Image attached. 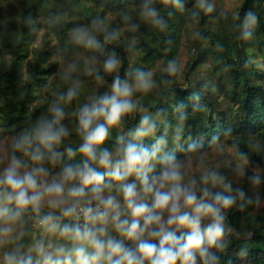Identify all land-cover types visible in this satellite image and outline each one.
Here are the masks:
<instances>
[{"label":"clouds","instance_id":"clouds-1","mask_svg":"<svg viewBox=\"0 0 264 264\" xmlns=\"http://www.w3.org/2000/svg\"><path fill=\"white\" fill-rule=\"evenodd\" d=\"M161 3L184 9L182 0ZM195 6L205 14L214 10L207 0H196ZM141 16L161 31L167 27L151 0H145ZM256 22L254 13L245 15L243 39L251 37ZM101 34L103 43L98 39ZM120 34L115 29L109 32L104 21L96 18L89 28L74 29L72 39L89 51L103 53L104 44ZM98 62L95 56L88 61L89 65ZM101 66L105 74L117 73L121 61L112 52ZM70 68L74 70L75 65ZM176 70L175 63L169 62V74ZM87 74L103 82L99 69L89 67ZM124 77L113 76L109 92L73 113L81 141L77 147L58 150L70 135L63 123V105L79 95L78 82L60 94L30 129L14 138L0 171L3 264H197V257L202 264H219L210 249L224 247L225 211L237 200L243 201L245 193L236 189L233 195L231 184L219 171L204 168L202 155L196 167L203 170L197 179L191 174V156L180 159L175 150L164 151L167 142L163 136L156 137L157 124L149 114L140 116L128 137H116L114 150L102 147L110 129L120 126L133 112L146 111L133 100L134 93H147L154 86L150 71L125 70ZM149 137L155 140L151 147L144 143ZM176 139H180L179 132ZM217 140L214 136L211 143ZM200 147L192 142L182 150L196 153ZM77 156L79 162H75ZM240 158L244 159L243 154ZM250 180L259 183L260 177L253 175ZM45 207L49 211L41 215ZM28 213L34 214L36 224L49 237L67 244L39 240L25 251L16 241L23 236ZM205 220L209 222L202 226Z\"/></svg>","mask_w":264,"mask_h":264},{"label":"rangeland","instance_id":"rangeland-1","mask_svg":"<svg viewBox=\"0 0 264 264\" xmlns=\"http://www.w3.org/2000/svg\"><path fill=\"white\" fill-rule=\"evenodd\" d=\"M207 2L214 6L213 12L209 14H205L195 6L196 0H188L186 4L188 15L177 22L179 73L170 85L193 92L194 100L191 106L195 107V111L205 115L207 120L221 124V132L211 137L186 129L181 119L182 114L177 121L176 116L168 110L158 112L150 108L151 104H156L162 90L161 76L167 70L168 63L164 57H148L142 49L131 48L140 43L141 39L151 44L155 43L152 32L157 31L158 27L141 16L145 0H125L124 2L120 0H0V65L2 61L4 65L12 63L13 53L6 38L13 40L14 35L21 36L25 17H28L30 23L36 21L38 23L36 34L28 46L27 56L22 64V79L25 81L28 78L30 64L37 60L38 53L42 49L47 50L44 65H54L55 71L45 74V78L35 87L34 92L37 96L30 103V108L42 107L41 114H47L49 106L57 101L58 96L66 93L68 88L77 86L78 82L79 95L70 103L63 105L66 113L63 123L69 129L70 135L58 149L61 152L66 147L75 148L81 142L76 133V117L73 115L80 106L98 95L109 92L113 76L119 74L123 79L125 70L132 69L150 71L154 81L152 90L147 93H134L132 98L146 110L140 111V116L149 114L156 121V137H159L158 125H164L163 136L167 142L164 151L175 150L180 159L191 156V174H194L197 179L200 171L203 170H197L196 167L198 157L202 155L204 168L219 171L226 178V182L231 184L233 195L236 189H241L245 193L243 201L237 200L234 206L225 211L226 231L221 241L224 247L212 248L210 251L219 258V264H225L226 256H233L237 264H257L259 261H264V230L256 234L259 228L251 229L244 223L264 220V188L260 182L253 183L250 180L253 175L261 178L262 169L253 165L246 156L241 159V154L229 142L231 137L243 133L242 113L239 104L229 97L228 92L232 82L224 74L223 61L213 36L216 34L226 41L234 37L236 19L244 0H207ZM151 6L156 8L160 15L155 0H151ZM194 13L197 14L195 17ZM96 18L104 21V26L109 32L114 29L120 31L119 38L111 43H125L130 46L126 53V60L120 51L111 46V43L104 44V51L101 53L89 51L73 41V30L78 27L89 28L92 20ZM251 33V37L254 36L253 32ZM98 39L103 43L102 34L98 36ZM112 52H115L120 59L121 66L117 73L105 74L101 66L102 61ZM248 55L253 81L264 86L263 55L255 47L248 48ZM93 56L97 57L99 62L89 65L88 61ZM193 57L198 59L197 65L193 64ZM70 65H75L74 70L70 68ZM89 67L93 70L99 69V74L104 77L103 82H97L94 75L87 74ZM131 117L132 114L129 115V118ZM6 118L5 112L0 111V171L7 163L10 145L18 135L10 130ZM130 130L132 129L128 128L123 120L120 126L110 129L109 138L102 147L114 150L116 137L119 135L128 137ZM177 132L180 135L179 140L176 139ZM214 136H217L218 140L211 143ZM192 142L202 146L198 152L186 153L182 150ZM144 143L153 145L155 140L149 137ZM17 156L27 161V157L20 153H17ZM79 160L80 157L77 156L75 162ZM45 166L49 167L47 164ZM159 167L157 165V171ZM52 171H58V167ZM43 209L49 211L47 207ZM228 211H238L241 219L239 228L230 224ZM208 222L203 221L202 226ZM21 230L23 231V227ZM39 240H43L45 244L49 241L54 245L67 244L66 241L49 237L35 223L31 226V235L24 250L27 251ZM235 240H243L244 245L249 246L253 252L249 255H240L232 246ZM127 243L131 245V242ZM3 251L4 249H0V256ZM0 264H3L2 260ZM197 264H202L199 257H197Z\"/></svg>","mask_w":264,"mask_h":264},{"label":"trees","instance_id":"trees-1","mask_svg":"<svg viewBox=\"0 0 264 264\" xmlns=\"http://www.w3.org/2000/svg\"><path fill=\"white\" fill-rule=\"evenodd\" d=\"M120 1L124 2L125 0ZM155 1L160 11V17L163 18L167 27L163 31L158 28L157 31L152 32L154 44L141 39L140 43L131 46V48L142 49L148 57H164L168 65L169 62H174L177 70L174 74H169L167 70L162 74V90L157 97L156 104H151L150 108L158 112L168 110L176 116L177 121H179V115L182 114L185 128L191 129L196 134L211 137L215 133H220V123L207 120L205 115L198 113L195 111V107L191 106L194 100L193 92L187 89L174 88L170 85V82L179 73L177 22L187 17L186 4L188 0H182L183 10L171 5L165 6L161 0ZM248 12L256 15L257 22L251 28L254 36L243 39L242 23ZM37 25L36 21L30 23L28 17L24 18L21 36L14 35L13 40L6 38V42L11 46L13 53L12 63L4 65V61H2L0 65V111L5 112L8 127L17 134L23 129H30L41 114L42 107L30 108V103L37 96L34 89L45 78V74L55 71L54 65H44L47 50L42 49L38 53L37 60L30 64L28 78L25 81L22 79L23 60L27 56L28 46L36 34ZM235 28L234 37L227 41L223 37L213 34L217 42L219 56L223 61L224 74L232 82V87L228 92L229 97L239 104L242 113L243 133L231 137L229 142L240 154L248 157L253 165L262 169L260 185L264 188V86L253 81L248 55V48L255 47L264 57V0H244L240 14L236 19ZM111 46L120 51L126 60L129 45L111 43ZM193 60V64L197 65L198 59L194 58ZM138 105L140 104L138 103ZM139 113L140 111L133 112L131 118L127 116L124 119L128 128L133 129L137 125L140 118ZM163 127L164 125H158L159 137L164 134ZM145 145L152 146V144ZM47 212L42 209L41 215ZM227 216L231 225L236 228L240 227L241 219L238 216V211H228ZM34 218L32 213L25 215L26 223L23 225V236L17 244L23 246L27 244L31 235V226L35 224ZM244 224L251 229L259 228L256 230V234L264 230V220L245 222ZM232 246L240 255H249L253 252L249 246L244 245L243 240H235ZM261 263L264 264V261H259L257 264ZM225 264L237 263L233 256H226Z\"/></svg>","mask_w":264,"mask_h":264},{"label":"built area","instance_id":"built-area-1","mask_svg":"<svg viewBox=\"0 0 264 264\" xmlns=\"http://www.w3.org/2000/svg\"><path fill=\"white\" fill-rule=\"evenodd\" d=\"M34 221H35V223H36V220H35V218H34Z\"/></svg>","mask_w":264,"mask_h":264}]
</instances>
